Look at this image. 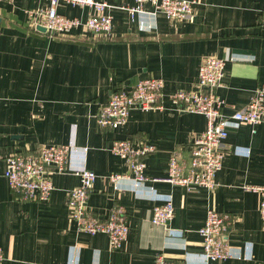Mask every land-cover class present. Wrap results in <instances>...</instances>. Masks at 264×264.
Listing matches in <instances>:
<instances>
[{"label": "crops", "instance_id": "crops-1", "mask_svg": "<svg viewBox=\"0 0 264 264\" xmlns=\"http://www.w3.org/2000/svg\"><path fill=\"white\" fill-rule=\"evenodd\" d=\"M97 1L110 7L105 11L112 19L109 41L94 40L83 27L64 39L34 32L25 12L46 6L44 0L0 2V264H153L158 254L169 264H264L258 197L242 189L264 185V123L227 128L212 191L159 182L140 190L120 182L115 190L107 180L128 174L126 162L109 152L115 140L129 141L136 150L143 144L154 148L144 157L149 179L165 177L174 152L188 162L205 119L177 113L168 96L196 91L205 59L225 60L216 94L225 102L226 119L245 108L256 90L264 91V0H190L196 2L192 23H173L161 14L130 19L120 8L133 6V0ZM57 14L83 23L91 10L60 2ZM149 78L163 81L162 111L132 110L116 130L96 123L100 106L115 90L129 91ZM51 145L74 147L67 169L81 168L87 149L85 166L96 175L87 209L98 219L115 206L123 209L128 235L121 249L110 251L105 235L76 232L68 192L79 180L72 173L51 177L54 189L44 202L21 201L10 191L5 159ZM167 198L173 218L166 227L153 226L152 211ZM210 208L231 218L227 241L233 257L227 261L202 258L197 231Z\"/></svg>", "mask_w": 264, "mask_h": 264}, {"label": "built area", "instance_id": "built-area-1", "mask_svg": "<svg viewBox=\"0 0 264 264\" xmlns=\"http://www.w3.org/2000/svg\"><path fill=\"white\" fill-rule=\"evenodd\" d=\"M14 0H0L11 3ZM46 6L25 12L29 28L34 32L41 27L48 35L64 39L72 30L83 27L94 40L109 41L112 37V19L105 11L110 8L105 2L97 0H44ZM60 2L72 7L89 8L91 14L82 23L78 19H67L57 14ZM195 1L190 0H133V6L123 7L130 19L149 14H161L170 22L192 23L194 20ZM145 6L152 8L151 12ZM261 24L264 27V10L261 13ZM225 60L210 57L205 59L198 68V83L196 91H176L168 96L172 108L177 113L195 114L204 117L205 129L194 137L189 148L190 158L185 161L180 152L170 155L164 178L149 179L145 176L144 157L154 151L148 144L140 149H134L131 142L115 140L109 146V152L127 164L125 175H112L108 181L117 190L120 182H129L137 189H145L147 182L166 183L181 186L187 190L196 187L212 191L215 187V176L221 170L225 153L222 150L223 141L227 138V128L230 125H247L252 128L264 123V91L256 90L248 105L234 112L226 119L222 110L225 102L216 94L224 77ZM163 81L149 78L137 81L129 91L115 90L109 101L100 106L96 114V123L100 127L116 130L124 126L132 110L141 112L162 111ZM252 133H255L253 129ZM81 160V168H68L66 163L75 152L70 145L41 146L35 151L14 152L5 159L6 168L3 177L8 187L21 201L44 202L48 200L53 185L51 177L55 174L72 173L79 184L68 192V207L70 220L78 234L94 236L102 234L107 237L108 249H121L128 235V224L121 207L115 206L109 210L106 217L98 219L87 209L89 194L96 180L94 172L85 166V153ZM153 192V187H148ZM243 191L256 194L258 211L264 220V185H245ZM174 207L170 198L161 201L152 211L151 224L166 227L173 218ZM231 218L212 208L206 211L203 225L197 231L201 241L202 258L205 262H223L233 257L227 241V230ZM173 236L176 231L168 230ZM181 237L180 234L176 235ZM0 248V263L3 261ZM153 264H169L166 258L156 255Z\"/></svg>", "mask_w": 264, "mask_h": 264}, {"label": "water", "instance_id": "water-1", "mask_svg": "<svg viewBox=\"0 0 264 264\" xmlns=\"http://www.w3.org/2000/svg\"><path fill=\"white\" fill-rule=\"evenodd\" d=\"M37 31L40 33H45V30L41 27H37ZM53 36H55V34Z\"/></svg>", "mask_w": 264, "mask_h": 264}]
</instances>
